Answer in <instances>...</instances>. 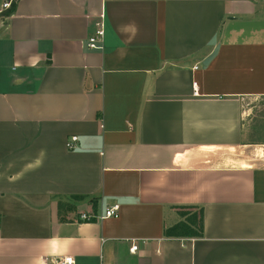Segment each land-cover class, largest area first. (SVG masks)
I'll return each instance as SVG.
<instances>
[{
    "label": "crops",
    "instance_id": "crops-1",
    "mask_svg": "<svg viewBox=\"0 0 264 264\" xmlns=\"http://www.w3.org/2000/svg\"><path fill=\"white\" fill-rule=\"evenodd\" d=\"M4 2L0 264H264V163L232 154L264 97V0ZM183 209L203 238H165Z\"/></svg>",
    "mask_w": 264,
    "mask_h": 264
},
{
    "label": "rangeland",
    "instance_id": "rangeland-1",
    "mask_svg": "<svg viewBox=\"0 0 264 264\" xmlns=\"http://www.w3.org/2000/svg\"><path fill=\"white\" fill-rule=\"evenodd\" d=\"M245 136L248 146L233 150L234 162L239 165L260 160L264 163V97L251 99L246 106ZM181 213L191 211L182 210Z\"/></svg>",
    "mask_w": 264,
    "mask_h": 264
},
{
    "label": "built area",
    "instance_id": "built-area-1",
    "mask_svg": "<svg viewBox=\"0 0 264 264\" xmlns=\"http://www.w3.org/2000/svg\"><path fill=\"white\" fill-rule=\"evenodd\" d=\"M18 0H5L3 4V9L8 10L12 7L13 4L17 3ZM105 38V29L104 26L101 25L99 30L96 32L94 36H92L88 40V48L90 50H100L102 49V43ZM78 137H72L66 144L69 150H76L78 148ZM120 213V205L116 204L111 207H108L104 213L100 216L95 215L94 213H82L80 215V219L83 222H90L94 220H105L111 218H117ZM1 223V219H0ZM139 245L138 242L132 241V246L130 248L131 253H136L138 251ZM53 264H75V260L72 257H64V258H56L53 260Z\"/></svg>",
    "mask_w": 264,
    "mask_h": 264
},
{
    "label": "trees",
    "instance_id": "trees-1",
    "mask_svg": "<svg viewBox=\"0 0 264 264\" xmlns=\"http://www.w3.org/2000/svg\"><path fill=\"white\" fill-rule=\"evenodd\" d=\"M16 4H13L12 7L4 13L5 16H10L15 8ZM74 199L81 200L83 197H73ZM64 207V205H60ZM66 207V206H65ZM191 211L190 213H181L179 212L181 221L174 225L173 227L166 228L164 232L165 238L176 239V238H190V239H199L203 238L204 233V220H203V209H195L197 212L193 213V209H183ZM182 211V210H181Z\"/></svg>",
    "mask_w": 264,
    "mask_h": 264
}]
</instances>
